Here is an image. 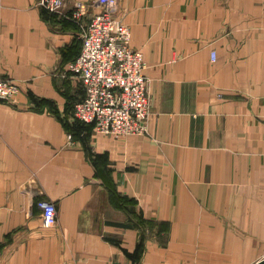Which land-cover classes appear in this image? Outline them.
I'll list each match as a JSON object with an SVG mask.
<instances>
[{
    "label": "crops",
    "instance_id": "obj_1",
    "mask_svg": "<svg viewBox=\"0 0 264 264\" xmlns=\"http://www.w3.org/2000/svg\"><path fill=\"white\" fill-rule=\"evenodd\" d=\"M90 1L0 0V77L19 86L0 100V264H196L259 242L264 0H118L150 102L147 134L121 138L74 121L84 87L62 75Z\"/></svg>",
    "mask_w": 264,
    "mask_h": 264
},
{
    "label": "built area",
    "instance_id": "obj_2",
    "mask_svg": "<svg viewBox=\"0 0 264 264\" xmlns=\"http://www.w3.org/2000/svg\"><path fill=\"white\" fill-rule=\"evenodd\" d=\"M48 12L61 13L65 0H38ZM97 11L80 22L82 47L66 64L83 84L84 96L74 103L73 118L93 123L97 134L113 138L141 136L148 132L150 102L147 93V64L143 53L130 46V27L117 17L118 0L78 2L70 18L81 19L87 7ZM79 23V22H78ZM215 60V50L211 51ZM19 86L0 77V100H13ZM45 227L56 224V206L51 200L37 201Z\"/></svg>",
    "mask_w": 264,
    "mask_h": 264
},
{
    "label": "rangeland",
    "instance_id": "obj_3",
    "mask_svg": "<svg viewBox=\"0 0 264 264\" xmlns=\"http://www.w3.org/2000/svg\"><path fill=\"white\" fill-rule=\"evenodd\" d=\"M259 242L256 239H253V243L249 245V240L241 238V244H236L235 252H225L217 254V257H212L213 260L218 259V262H205L197 260L196 264H251L254 261L264 257V237L258 238ZM257 244V245H256ZM233 248V246H229ZM197 259L201 254H196ZM210 256L209 252L203 253V258H208Z\"/></svg>",
    "mask_w": 264,
    "mask_h": 264
},
{
    "label": "water",
    "instance_id": "obj_4",
    "mask_svg": "<svg viewBox=\"0 0 264 264\" xmlns=\"http://www.w3.org/2000/svg\"><path fill=\"white\" fill-rule=\"evenodd\" d=\"M251 264H264V257H263V258H260V259H258V260H256V261H254V262L251 263Z\"/></svg>",
    "mask_w": 264,
    "mask_h": 264
},
{
    "label": "trees",
    "instance_id": "obj_5",
    "mask_svg": "<svg viewBox=\"0 0 264 264\" xmlns=\"http://www.w3.org/2000/svg\"><path fill=\"white\" fill-rule=\"evenodd\" d=\"M74 121H76V122H78V123H85V122H82V121H79V120H77V119H74ZM77 123V124H78ZM93 124V123H92Z\"/></svg>",
    "mask_w": 264,
    "mask_h": 264
}]
</instances>
